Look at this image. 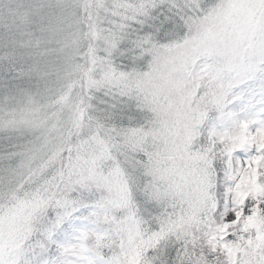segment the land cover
I'll use <instances>...</instances> for the list:
<instances>
[{
    "label": "snow or ice",
    "instance_id": "snow-or-ice-1",
    "mask_svg": "<svg viewBox=\"0 0 264 264\" xmlns=\"http://www.w3.org/2000/svg\"><path fill=\"white\" fill-rule=\"evenodd\" d=\"M0 264H264V0H0Z\"/></svg>",
    "mask_w": 264,
    "mask_h": 264
}]
</instances>
